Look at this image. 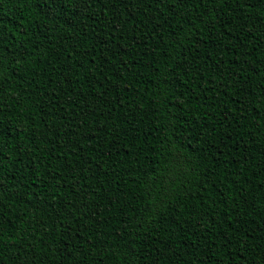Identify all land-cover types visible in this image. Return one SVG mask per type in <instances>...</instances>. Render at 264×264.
<instances>
[{"label": "trees", "instance_id": "trees-1", "mask_svg": "<svg viewBox=\"0 0 264 264\" xmlns=\"http://www.w3.org/2000/svg\"><path fill=\"white\" fill-rule=\"evenodd\" d=\"M0 264H264L262 0H0Z\"/></svg>", "mask_w": 264, "mask_h": 264}, {"label": "snow or ice", "instance_id": "snow-or-ice-1", "mask_svg": "<svg viewBox=\"0 0 264 264\" xmlns=\"http://www.w3.org/2000/svg\"><path fill=\"white\" fill-rule=\"evenodd\" d=\"M262 3H264V0H262ZM240 6L243 7L244 5L241 4ZM253 6H254V4H249V5H248V7H253Z\"/></svg>", "mask_w": 264, "mask_h": 264}]
</instances>
